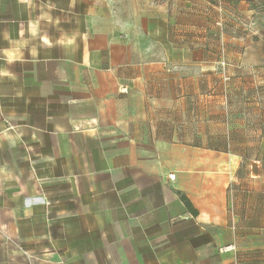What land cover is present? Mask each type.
<instances>
[{"label": "crops", "instance_id": "0c3cea01", "mask_svg": "<svg viewBox=\"0 0 264 264\" xmlns=\"http://www.w3.org/2000/svg\"><path fill=\"white\" fill-rule=\"evenodd\" d=\"M0 264H264V0H0Z\"/></svg>", "mask_w": 264, "mask_h": 264}, {"label": "trees", "instance_id": "16d2710c", "mask_svg": "<svg viewBox=\"0 0 264 264\" xmlns=\"http://www.w3.org/2000/svg\"><path fill=\"white\" fill-rule=\"evenodd\" d=\"M225 30V28L223 29V31ZM225 52H226V44L224 43V46H223V48L220 46L219 47V51H218V53H217V56L220 58V61H222L221 59H226V57H225ZM226 63V62H225ZM227 69H228V64L226 63V66H225V72H226V74L229 76V74H228V72H227ZM222 70V66H221V63H220V68H219V71L221 72V74H222V77H223V72L221 71ZM229 78H230V80L228 81V82H226L225 84H229L230 82H231V79H232V77H230L229 76ZM183 201H184V204H185V206L187 207V209L188 210H192V212L194 213V214H196V211L193 209V207L191 206V204L188 202V200L185 198V197H183Z\"/></svg>", "mask_w": 264, "mask_h": 264}, {"label": "built area", "instance_id": "2783aa9c", "mask_svg": "<svg viewBox=\"0 0 264 264\" xmlns=\"http://www.w3.org/2000/svg\"><path fill=\"white\" fill-rule=\"evenodd\" d=\"M218 25H219L220 27L222 26L221 23H218ZM223 46H224V44H221V47H222V48H223ZM224 60H225V58H224ZM221 66H222V72H223V78H224V81H225V82H228V81L230 80V78H229V76H228V75L226 74V72H225V66H226L225 61H222V62H221ZM169 177H170V179H171L172 181H174L175 178H176L174 175H170ZM232 250H235V248L232 247V246L221 248V252H228V251H232Z\"/></svg>", "mask_w": 264, "mask_h": 264}, {"label": "rangeland", "instance_id": "374dc122", "mask_svg": "<svg viewBox=\"0 0 264 264\" xmlns=\"http://www.w3.org/2000/svg\"><path fill=\"white\" fill-rule=\"evenodd\" d=\"M218 23H221L222 26L220 27V26L218 25ZM214 25H215L216 28L219 29V31H223V29H224V22H223V20H217V21L214 23ZM218 43H219V47L221 46V44H224V42L221 41V40H220ZM221 71H222V70H221ZM223 81H224V78H223ZM224 83H226V82L224 81Z\"/></svg>", "mask_w": 264, "mask_h": 264}]
</instances>
